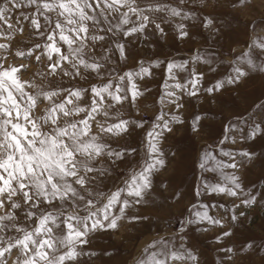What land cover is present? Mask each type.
<instances>
[{"label":"snow or ice","instance_id":"6c2138e0","mask_svg":"<svg viewBox=\"0 0 264 264\" xmlns=\"http://www.w3.org/2000/svg\"><path fill=\"white\" fill-rule=\"evenodd\" d=\"M179 2L183 4L184 0ZM236 3L243 6L245 0ZM23 8L32 14L21 12L19 17H12L14 11ZM161 13L188 18L181 9L160 0H0V33L23 20L29 21L35 35L45 38L43 45L35 43L26 51L17 50L15 56L47 61L41 82L31 83L22 79L24 65L5 66L4 58L0 57V264H6L5 254L13 250L18 255L12 264H77L78 258L86 254L81 248L90 242V234L117 229L126 210L140 203L151 189L153 174L165 166L166 154L160 141L166 138V132L173 130V123H182L177 115L171 120L166 115L156 116L159 123L146 133L143 165L130 171L121 185L107 193L91 187L98 176L108 171L105 164L115 165L136 151L113 149L103 137H122L130 134V126L143 127L141 123L120 118L117 105L123 107L129 97L130 102H135L144 96L146 90L141 91L136 81L150 75L149 68L140 65L139 71L105 78L111 49L105 46L103 54L95 49L102 46L101 42L107 43L108 34H119L120 39L139 38L154 27L161 36L166 35L157 22ZM212 25L211 18L203 21L205 28ZM177 27L180 38L189 35L183 23ZM5 47L0 44V48ZM114 47L125 57L124 43L117 39ZM251 48L264 53V38L253 41ZM33 49L41 50V54L36 55ZM252 55L243 52L237 57L243 66L235 67L233 76L217 81L205 91H219L225 83L238 84L247 75L246 68L257 67ZM194 59L199 61L201 57ZM184 67L174 62L167 64L169 79L175 82L171 85L165 82L161 100H168L176 109L183 106L178 92H185L190 85L194 91L189 94L195 95L202 75L194 72L188 84L181 83L173 70ZM259 69L264 71V65ZM92 74L100 78L99 86L90 82ZM65 79L68 84L63 83ZM77 80L83 83L76 84ZM260 131V124H256L251 135L254 137ZM223 155L231 162L220 161L216 167H239L231 153ZM209 160L216 158L206 152L200 167L205 168ZM225 179L232 187L205 185V188L238 196L239 177L226 175ZM255 200L251 196L241 200V204L251 205ZM195 216L197 223L208 221L223 227V221L209 216L207 211H198ZM221 235L227 237L231 233L224 231ZM187 260L195 261L196 257L170 246L161 237L143 249L136 264H185Z\"/></svg>","mask_w":264,"mask_h":264},{"label":"rangeland","instance_id":"374dc122","mask_svg":"<svg viewBox=\"0 0 264 264\" xmlns=\"http://www.w3.org/2000/svg\"><path fill=\"white\" fill-rule=\"evenodd\" d=\"M160 2L181 9L188 18L161 13L157 22L166 35L161 36L154 27H149L147 34H140L139 38L120 39L119 34H108L107 43L101 42L102 46L95 49L101 54L105 46L111 49L105 78L125 71H139L140 65L148 67L150 75L136 81L141 91L146 90L144 96L135 102H130L129 97L123 107L117 105L120 118L141 123L143 127L130 126V134L122 137H103L113 149L135 148L136 151L115 165L105 164L108 171L98 176L91 187L98 192H110L121 185L130 171L143 165L146 133L152 130L153 124L159 123L156 116L166 115L171 120L177 115L182 123H173V130L166 132V138L160 141L166 154L165 166L153 174L147 195L126 210L117 229L91 233L90 242L81 248L86 254L78 258L77 264H136L143 249L161 237L169 241L170 246L196 257L195 261L187 260L185 264H264V108L258 107L264 105V71L259 69L264 65V53L251 48L253 41L264 38V0H245L243 6L236 0ZM21 12L32 14L28 8H23L14 11L12 17H19ZM206 18L213 20L210 28L203 26ZM41 20L43 22V18ZM181 23L189 33L184 38L179 37L177 25ZM34 33L29 21L23 20L11 29L4 28L0 44L6 47L0 48V57L4 58L5 66L24 65L22 79L38 83L47 71L46 58L37 61L34 56L14 54L17 50L26 51L35 43L43 45L45 38ZM117 39L125 44V57L115 50ZM33 51L41 54V50ZM245 51L253 53L252 60L257 67L246 68L247 75L238 84L225 83L219 91H205L217 81L233 76L234 68L243 66L237 57ZM196 56L201 59L195 60ZM170 62L185 65L183 70H173L181 83L188 84L194 72L202 74L195 95L189 94L194 91L190 85L185 92H178L183 105L179 109L168 100H161L165 82L169 85L175 82L169 79L167 72ZM99 79L92 74L90 82L99 86ZM63 83L69 82L65 79ZM194 124L196 131H193ZM256 124H260L261 131L253 137L251 133ZM206 152L216 160H209L202 169L200 164ZM225 152L235 157L238 168L216 167L220 161L231 162L223 155ZM242 152L250 155L243 156ZM226 175L239 177L238 196L205 188V185L232 187ZM251 196L256 197L253 204H241V200ZM198 211H207L209 216L221 219L223 227L208 221L195 222ZM113 213L117 214L116 209ZM232 215L236 216L235 220L231 219ZM189 220L194 222L188 224ZM224 231L231 235L223 237ZM17 255L15 250L6 253L4 261L12 264Z\"/></svg>","mask_w":264,"mask_h":264}]
</instances>
